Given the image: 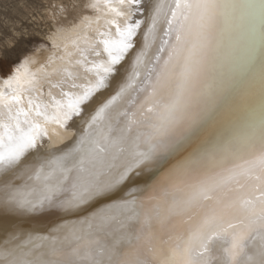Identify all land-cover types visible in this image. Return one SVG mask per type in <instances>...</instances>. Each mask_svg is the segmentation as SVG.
I'll return each mask as SVG.
<instances>
[{
  "label": "snow or ice",
  "instance_id": "obj_1",
  "mask_svg": "<svg viewBox=\"0 0 264 264\" xmlns=\"http://www.w3.org/2000/svg\"><path fill=\"white\" fill-rule=\"evenodd\" d=\"M146 10L135 70L95 109L75 147L29 177L38 196L5 186L0 214L72 213L111 200L144 172L148 182L46 234L3 229L0 264H264V0H159ZM139 27L117 28L118 52L133 47ZM226 40L244 47L242 73L259 63L258 88L249 81L239 97L230 94L232 75L206 87ZM109 55L112 64L122 58ZM91 92L69 99V113L79 114ZM0 127L8 172L36 147V133L16 117ZM65 186L71 195L60 198Z\"/></svg>",
  "mask_w": 264,
  "mask_h": 264
},
{
  "label": "bare ground",
  "instance_id": "obj_2",
  "mask_svg": "<svg viewBox=\"0 0 264 264\" xmlns=\"http://www.w3.org/2000/svg\"><path fill=\"white\" fill-rule=\"evenodd\" d=\"M157 2L159 0H140L138 7L134 2L129 3V0H123V2L121 0H83L81 6L84 10L77 13L76 19L72 18V21L68 19V12L63 8L54 22L53 32L47 36L53 47L38 50L23 62L21 70L18 69L19 75L22 74L23 78L25 70L28 69L34 80L24 86L20 84V89L15 87L13 90L12 82H15L18 74H14L15 77L11 80L0 79V102L2 103L0 111H7L6 116L18 118L23 128H33L36 133V147L29 150L14 169L8 172L0 170V198L3 197L6 185L24 192L34 188L36 191L33 195L40 194V185L29 177L41 165H44L47 171L49 161L61 157L75 147L84 135L85 124L95 109L113 95L118 86L126 82L128 76L135 70L133 62L143 47L144 33L150 22L149 11L146 8ZM137 21H140V27L135 29V35L131 38L133 47L127 51L118 52L114 42L119 41L121 36L117 28L123 31L127 25L135 24ZM247 27L250 31L251 26L247 25ZM105 41H108L107 46ZM158 44L157 41L153 45L149 56L154 55ZM109 50L111 55H119L122 58L112 64ZM225 51L227 54L218 65L213 77L207 81L206 87L215 88L222 77L232 75L230 89L232 96L239 97L248 90L249 81H254L258 88V61L253 72L242 73L238 66L246 60L243 45L235 42L229 44L226 40ZM105 67H111L114 71L105 73ZM140 71L143 73L145 69L141 67ZM100 77H105L104 86L96 87ZM6 81L10 83L6 84ZM89 89H92L91 95L80 105L79 114L69 113L67 107L69 99H75ZM13 96H18L19 100L12 99ZM36 124L40 125L39 129L34 128ZM2 131L0 127V132ZM148 176L149 173L144 172L135 177L133 181L114 193L111 200L102 201L92 207L85 206L84 209L72 213L45 206L42 210L31 213L18 211L12 215L0 214V231L16 226L22 232L37 230L46 234L47 230L56 224L63 222L72 224L95 211L102 204L124 198L125 193L148 182ZM57 195L60 198H66L71 195V191L65 186V189ZM2 208L3 204L0 200V209Z\"/></svg>",
  "mask_w": 264,
  "mask_h": 264
},
{
  "label": "rangeland",
  "instance_id": "obj_3",
  "mask_svg": "<svg viewBox=\"0 0 264 264\" xmlns=\"http://www.w3.org/2000/svg\"><path fill=\"white\" fill-rule=\"evenodd\" d=\"M82 2L83 0H0V79L11 80L14 79V74H18L15 82H12L13 90L15 87L20 89V84L24 86L34 80L28 69L24 72V78L22 74L19 75L18 69L21 70L23 62L38 50L53 47L47 36L53 32L59 12L65 8L68 19L74 20L77 17L75 15L84 10ZM5 113L7 111H0V124L10 121V115L6 116Z\"/></svg>",
  "mask_w": 264,
  "mask_h": 264
}]
</instances>
